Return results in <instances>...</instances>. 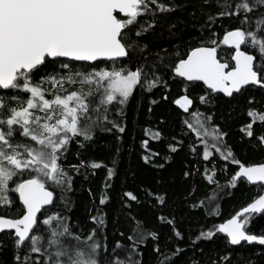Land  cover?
<instances>
[{
    "label": "snow or ice",
    "instance_id": "obj_1",
    "mask_svg": "<svg viewBox=\"0 0 264 264\" xmlns=\"http://www.w3.org/2000/svg\"><path fill=\"white\" fill-rule=\"evenodd\" d=\"M214 3L216 12L205 10L213 0H0V249L12 248V264H145L149 244L152 264H180L189 249L180 246L184 234L166 189L137 184L119 193L117 211L125 226H114L109 234L116 157L128 131L125 107L137 91L161 92L148 101L158 127L145 128L144 134L167 147L162 155L150 149L149 139L142 140L144 165L164 169L185 149L204 165L181 170L182 183L193 186L191 192L185 189L186 202L195 194L197 177L221 188L218 161L238 166L228 188L248 184L264 191V162L246 165L238 158L250 147L264 152V0ZM223 18L238 26L218 42L212 37ZM220 44L229 47L230 59H221ZM176 83L184 86L183 94L170 99ZM45 84L57 89L51 98ZM197 90L202 94L190 97ZM224 97L235 103L227 119L221 116L224 124L211 109L192 110L197 98L209 105ZM162 104L168 108L157 115L155 108ZM172 116L180 117V135L166 137ZM233 117L243 121L236 144L228 142L230 128L225 127ZM101 132L115 140L101 149L111 166L89 159ZM73 144L75 163L68 160ZM100 169L107 171L98 204L89 188L94 207L81 225L72 220L67 194L77 177L88 180ZM162 183L156 181L157 188ZM142 195L160 211V225L170 227L164 243L158 230L133 214ZM213 202L189 207L219 215ZM261 217L264 194L224 223L199 231L191 241L193 255L183 264H234L233 246H264V231L253 233ZM173 237L177 243L170 247ZM202 242L214 247L205 252ZM256 255L255 249L248 253ZM245 264H264V259L245 258Z\"/></svg>",
    "mask_w": 264,
    "mask_h": 264
},
{
    "label": "trees",
    "instance_id": "obj_2",
    "mask_svg": "<svg viewBox=\"0 0 264 264\" xmlns=\"http://www.w3.org/2000/svg\"><path fill=\"white\" fill-rule=\"evenodd\" d=\"M189 4L195 2L200 4L202 0H188ZM205 10L210 12L218 11V7L215 5L213 0V6L211 8L205 5ZM199 15V13H198ZM185 18H187L185 16ZM238 26V22L223 18L218 21L215 26L216 36L212 37L217 41H222L227 30H231ZM218 51L221 59H230V50L219 45ZM39 79V76H37ZM75 87H79L78 85ZM183 85L176 83L172 84V92L170 99L176 98L177 94H183ZM200 94L199 90L190 93V97H198ZM161 92H156L154 96H149L147 93L141 95L139 91L136 92L135 99L131 100L130 105L125 107V119L123 123L127 126V133L124 134L123 148L121 154L116 157L115 166L118 169V175L114 177L112 183L114 188L111 190L112 202L109 206L108 212V228L109 234L114 226H125V218L120 214L118 209V194L123 190L131 189L137 184H141L147 188L151 186L153 189L161 190L166 189L169 197V204L172 206L176 213L177 224L179 229L184 234V239L180 246L188 248L189 250L185 253V257L181 258L180 264H183V259L191 257L193 251L191 250V241L195 238L197 233L203 228L212 225H219L224 221L231 218L237 211L245 207L253 199L257 198L261 194L262 190L257 186H250L248 184H241L237 189H231L226 186V182L231 178V175L238 169L237 165L231 164L230 162L218 161L219 168L217 170L216 179L218 180L221 188L217 189L214 184H208L206 180H202L197 177L199 183L195 187V194L193 197L185 200L187 192L192 191V185H185L181 181V170L191 166L193 169L199 167L203 169V164H197V157L192 156L190 153L185 151L174 155V158L165 166L164 169H153L145 166L142 159L140 158L144 153L145 149L141 147V141L149 139V147L151 150H158L163 155L167 152L166 144H161L155 140H151L145 136L144 129L152 128L155 129L158 125L154 122L153 117L148 113V101L151 98L159 99ZM222 96V95H221ZM155 107V106H153ZM175 108V105L171 106ZM232 107H235L234 102H230L228 98H222L214 100L209 105H201L198 98L195 101V107L192 110L198 108L201 112H206L209 109L217 113V121L224 124V120H221V116L227 119L229 111ZM168 105L162 104L160 107L155 108L156 114L165 111ZM187 116V114H184ZM179 116H172L168 126L164 128V134L166 137L171 135H180ZM243 121L236 117H233L231 121L225 127L230 128V135L227 137L229 143L236 144L239 140L238 129ZM187 142V141H186ZM115 140L110 133H99L97 140V147L89 149V159L102 160L104 163L111 166V157L107 156L101 149L105 145L114 144ZM202 149V146H201ZM76 145H72L68 160L72 163L76 162ZM238 158L242 163L253 164L264 162V152L256 148H248L239 152ZM191 162V163H189ZM225 165H227L225 167ZM211 167V166H209ZM106 169L96 170L94 175H89V179L85 180L83 176H79L75 179L74 190L67 195L70 197L73 205L70 215L73 221H78L81 225L86 224V220L89 213V209L94 207L92 197L89 195V188L92 189L93 193L97 196L96 203L98 204V198L102 191V186L106 177ZM22 178V177H21ZM20 179V178H17ZM162 180L163 183L157 188L156 181ZM14 187V185H13ZM231 193V194H230ZM15 197V203L19 204L17 194H11ZM142 205L133 206V214L137 216V219L145 222L146 226L150 229L158 230L161 234V242L164 243L168 240L171 235L170 227L161 226L157 217L160 215L158 209H154L152 205L145 201L143 195L141 196ZM203 200L207 205L210 201H214L211 206L215 207L219 215L209 216L207 215L206 208L198 207L191 209L189 205L193 202L199 204ZM167 211V210H165ZM194 213L190 215L189 213ZM119 217V225L115 224V221ZM257 227L253 229V233L257 232V229L264 231V217H261L256 221ZM177 241L173 237L170 247L175 245ZM244 245V243L242 244ZM202 246L205 248V252L214 245L209 242H202ZM151 245L148 246V251L145 252L144 261L145 264H152V256L150 253ZM236 258L234 264H245V258L252 260L253 262L264 259V252L261 249L264 247L257 245H246L237 246ZM257 251L256 256H248V253L253 250ZM243 253V255H241ZM12 248L10 246L3 247L0 249V264H12Z\"/></svg>",
    "mask_w": 264,
    "mask_h": 264
},
{
    "label": "rangeland",
    "instance_id": "obj_3",
    "mask_svg": "<svg viewBox=\"0 0 264 264\" xmlns=\"http://www.w3.org/2000/svg\"><path fill=\"white\" fill-rule=\"evenodd\" d=\"M44 87L49 88V86L47 84H45ZM69 87H72V86L65 85V88H69ZM56 91H57V89H55V88H49V91L46 93L47 97L51 98V94L53 92H56Z\"/></svg>",
    "mask_w": 264,
    "mask_h": 264
},
{
    "label": "water",
    "instance_id": "obj_4",
    "mask_svg": "<svg viewBox=\"0 0 264 264\" xmlns=\"http://www.w3.org/2000/svg\"><path fill=\"white\" fill-rule=\"evenodd\" d=\"M222 39H223V37H222ZM223 46L229 49V47H228L227 45H223ZM242 48H243V46H242ZM221 95H222V94H221ZM225 98H226V97H225ZM250 186H255V185H250ZM261 194H264V191H262ZM17 197H18V195H17ZM257 198H258V197H257ZM246 206H247V205H246ZM246 206H245V207H246ZM240 210H241V209H240ZM240 210H239V211H240ZM224 222H225V221H224ZM224 222H223V223H224ZM243 243H244V242H242V244H243ZM253 245H255V244H253ZM257 246H259V245H257ZM233 247H237V246H233ZM261 247H264V246H261Z\"/></svg>",
    "mask_w": 264,
    "mask_h": 264
}]
</instances>
